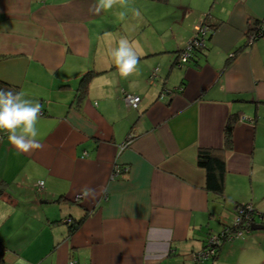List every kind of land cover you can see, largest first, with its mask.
Masks as SVG:
<instances>
[{
    "label": "crops",
    "instance_id": "0c3cea01",
    "mask_svg": "<svg viewBox=\"0 0 264 264\" xmlns=\"http://www.w3.org/2000/svg\"><path fill=\"white\" fill-rule=\"evenodd\" d=\"M93 4L0 0V83L41 104L43 145L22 154L0 133V208L14 210L0 224L4 264H264V228L193 258L233 226L236 206L264 216V37L251 46L246 37L264 0H169L160 24L149 1L129 0L123 21V9L96 15ZM205 18L214 26L205 48L179 66ZM121 37L139 52L127 78L110 55ZM230 116L219 198L206 191L197 156L223 149ZM116 166L127 171L112 179ZM82 219L69 235L66 221ZM253 224L264 227L258 215Z\"/></svg>",
    "mask_w": 264,
    "mask_h": 264
},
{
    "label": "clouds",
    "instance_id": "9594fccd",
    "mask_svg": "<svg viewBox=\"0 0 264 264\" xmlns=\"http://www.w3.org/2000/svg\"><path fill=\"white\" fill-rule=\"evenodd\" d=\"M119 7L123 9L118 13L120 20H125L129 10V0H94L90 7L93 14L99 15L102 12ZM136 18H142L137 9H131ZM112 61L121 78H127L137 70L139 63V52L137 46L121 37L117 46L110 51ZM42 106L38 101L26 99L21 93L0 90V133L7 136L10 144L22 154H28L43 147L40 142L41 130L38 126L41 119ZM92 190H85V197L89 196ZM10 206L0 208V224L13 213ZM18 264H27L20 260Z\"/></svg>",
    "mask_w": 264,
    "mask_h": 264
},
{
    "label": "trees",
    "instance_id": "16d2710c",
    "mask_svg": "<svg viewBox=\"0 0 264 264\" xmlns=\"http://www.w3.org/2000/svg\"><path fill=\"white\" fill-rule=\"evenodd\" d=\"M145 1L162 2L163 3V2H166L167 0H145ZM259 22H260V20L256 21L255 23H253L250 26V28H248V31L246 32V37H248L252 34L256 36L255 37L256 40L264 37V30L261 31L260 29H257V27H256ZM202 23H203V25L207 24L209 28L210 27L214 28V26H211L209 23H207V18H205ZM252 27H256V29L253 30ZM210 31H211V29H210ZM197 51H199V50H197ZM197 51L194 52V55ZM94 75H95L94 73L89 72L81 78L80 84H79V87L77 90L78 96L76 95L78 99H80L86 93L88 83ZM0 90L12 91L13 93H18V90H16L15 88L8 86V85H5V84H1V83H0ZM236 121H237L236 117L230 116L228 118L225 126H224L223 149L221 151L201 150V151H199L198 156H197L198 167L205 171V189H206V191L209 192L210 194L216 196V197H219V198L224 197V179L226 176V163H225V159L223 156V151H231L232 150V134H233L234 125H235ZM4 193L5 192L0 185V198L4 195ZM58 201L59 200H57V202ZM245 206H247V205H238V206H236V209L240 208V207L244 208ZM251 208H252V215L255 216V214L257 212L252 206H251ZM261 219L264 221V216H262ZM83 220L84 219H82L80 222L75 223V224H72L70 222L67 223L69 225L68 234L72 235L73 233H75L77 231V229L79 228V226L81 225V223L83 222ZM236 229L237 228H235L234 230H236ZM220 247H221V245H219L217 247L216 254H217V251ZM214 257H212V258H214ZM0 264H4V247L1 243H0Z\"/></svg>",
    "mask_w": 264,
    "mask_h": 264
},
{
    "label": "built area",
    "instance_id": "2783aa9c",
    "mask_svg": "<svg viewBox=\"0 0 264 264\" xmlns=\"http://www.w3.org/2000/svg\"><path fill=\"white\" fill-rule=\"evenodd\" d=\"M256 27L261 31L264 30V18L260 20V22ZM256 27H252L253 30L256 29ZM210 33L211 31L207 24L205 25H203V23L200 24L198 28L195 30L192 38L188 41V43L184 47V49L178 52L177 64L179 66L188 64L194 57L195 51L204 49L205 40L207 39ZM255 37L256 36L253 34L247 37V44L249 46H251L254 43V41L256 40ZM155 71L152 73V78L155 76ZM125 101L128 104V106L135 109L137 108L139 98L127 96L125 98ZM126 144H129V142H127ZM126 171H127L126 169L116 166L113 169L111 178L118 179ZM36 188L38 190H41L43 188V183L37 184ZM235 212H236V217L233 226H229L223 229L219 233L211 234L206 241V247L202 251L193 255V258L197 263H202L204 260L214 257L216 255V250L219 245H222L226 241H230L241 236L242 233L244 232H248L252 224L255 223V218L257 217V215L260 216L257 213L255 214V216L252 215V208L250 205H247L244 208L243 207L237 208ZM261 217L262 216H260L259 219L261 220L262 223L263 220L261 219ZM66 222L69 223V220H67ZM235 228L237 229L234 230ZM70 264H74V263H70Z\"/></svg>",
    "mask_w": 264,
    "mask_h": 264
},
{
    "label": "rangeland",
    "instance_id": "374dc122",
    "mask_svg": "<svg viewBox=\"0 0 264 264\" xmlns=\"http://www.w3.org/2000/svg\"><path fill=\"white\" fill-rule=\"evenodd\" d=\"M168 2L169 0H167L166 2H151L154 3V5H151L150 10H154L155 14L153 16H155V18L157 19V24H160L162 22H164L165 20H163L161 17L164 16V12L166 9L170 8V6L168 7ZM144 10V9H142ZM152 14V13H151Z\"/></svg>",
    "mask_w": 264,
    "mask_h": 264
},
{
    "label": "water",
    "instance_id": "95a60500",
    "mask_svg": "<svg viewBox=\"0 0 264 264\" xmlns=\"http://www.w3.org/2000/svg\"><path fill=\"white\" fill-rule=\"evenodd\" d=\"M263 228L264 227L262 225H258V224H252V226H251L252 231L262 230Z\"/></svg>",
    "mask_w": 264,
    "mask_h": 264
}]
</instances>
